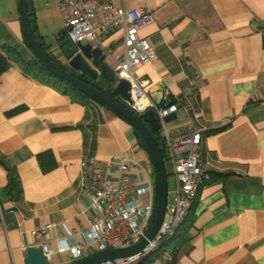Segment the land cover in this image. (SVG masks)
<instances>
[{
    "label": "crops",
    "instance_id": "crops-1",
    "mask_svg": "<svg viewBox=\"0 0 264 264\" xmlns=\"http://www.w3.org/2000/svg\"><path fill=\"white\" fill-rule=\"evenodd\" d=\"M18 2L0 0V46L29 60ZM115 2L153 16L141 34L155 59L134 78L147 82L151 99L189 106L187 114L177 110L169 129L192 125L202 133L210 180L185 218L193 214L190 238L175 264H264V0ZM91 45L121 53L122 31ZM0 154L16 168L21 187L20 199L10 200L0 164V264H25L28 248L45 245L54 252L50 264L70 262L56 250L82 242L92 217L80 194L83 156H93L101 174L120 156L151 167L130 124L89 98L80 102L26 77L17 66L0 76ZM47 225L45 238L33 234Z\"/></svg>",
    "mask_w": 264,
    "mask_h": 264
},
{
    "label": "built area",
    "instance_id": "built-area-1",
    "mask_svg": "<svg viewBox=\"0 0 264 264\" xmlns=\"http://www.w3.org/2000/svg\"><path fill=\"white\" fill-rule=\"evenodd\" d=\"M64 15V32L73 43L97 44L100 37L121 30L123 51H105L111 56L115 76L130 85V101L125 104L135 113L155 109L159 133L169 175L175 181L174 200L169 205L154 237L134 255L103 261L99 264H140L171 240L186 217L201 186L210 180L200 152L201 131L190 125L185 130L169 129L164 117L189 106L173 102L167 107L156 106L144 90L146 81H138L133 72L155 59V52L141 30L153 22L148 9H126L115 0H57ZM105 50V49H104ZM164 159V158H163ZM106 173L94 170L95 158L85 155L81 160L80 194L89 199L92 217L83 231V241L59 246L56 252L67 255L70 262L86 254L108 247L124 248L146 236L154 205L153 170L137 160L117 157ZM165 162V161H164ZM51 225L36 229L33 234L45 238ZM67 233L70 232L67 230ZM45 254L54 252L44 246Z\"/></svg>",
    "mask_w": 264,
    "mask_h": 264
},
{
    "label": "water",
    "instance_id": "water-1",
    "mask_svg": "<svg viewBox=\"0 0 264 264\" xmlns=\"http://www.w3.org/2000/svg\"><path fill=\"white\" fill-rule=\"evenodd\" d=\"M18 8L25 40L31 54L43 64L48 73L68 83L76 91L130 124L137 143L146 152L153 170L154 205L146 236L130 246L108 247L65 264H99L134 255L154 237L167 211L169 166L164 162L162 148L157 140L159 120L155 116V109L149 108L137 114L125 104L124 101H130L131 98L130 85L124 79H116L115 71L109 64V57L104 49L93 47L90 43H73L67 36L64 37V32L60 33L58 38L62 39L55 47L48 48L37 32L32 0H19ZM162 98V96L159 99L152 96L153 102L158 107H167L173 103L171 99L162 102ZM175 118L176 113L171 112L164 117V121L169 122ZM25 264H49L44 248L42 246L28 248Z\"/></svg>",
    "mask_w": 264,
    "mask_h": 264
},
{
    "label": "trees",
    "instance_id": "trees-1",
    "mask_svg": "<svg viewBox=\"0 0 264 264\" xmlns=\"http://www.w3.org/2000/svg\"><path fill=\"white\" fill-rule=\"evenodd\" d=\"M12 66H17L19 70L26 77L35 79L36 81L40 83L48 84L55 90L61 92L62 94H65V95L67 94L72 99H75V100L79 99L80 102L82 101L85 102L88 99L85 95L76 91V89L71 87L68 83L62 80H59L55 76L48 73L45 70V67L43 66V64L35 56H32L29 60H24L22 56L20 55V53L15 48H12V47L5 48V47L0 46V76ZM169 99H171L174 103L176 102L172 98H169ZM17 111L18 109H14L8 112V114H13ZM156 135H157L158 144L163 149V141L160 140L159 132ZM162 155H163L165 164H167L163 150H162ZM0 164L4 167L5 172H6L7 184L5 186V193L10 200L18 201L21 197V187H20V182H19L16 168L12 166L3 156H1V154H0ZM169 174L170 172L167 171V176ZM192 205H193V202L190 208L192 207ZM190 215L191 216L189 217V219H186L185 221V218L187 217L186 215L182 224L178 228L177 232L174 234L173 238L162 246L164 247L169 242L173 243L171 248H168L162 254L163 256L160 259V261H163L164 264H175L179 249L190 238L189 234L187 233V229L189 225L192 224L193 214L190 213ZM174 238H176L175 241H174ZM159 250H157L156 252H158ZM146 260L147 258L143 260L140 264H152V263H148Z\"/></svg>",
    "mask_w": 264,
    "mask_h": 264
},
{
    "label": "rangeland",
    "instance_id": "rangeland-1",
    "mask_svg": "<svg viewBox=\"0 0 264 264\" xmlns=\"http://www.w3.org/2000/svg\"><path fill=\"white\" fill-rule=\"evenodd\" d=\"M34 8V16L36 19V26L38 34L43 38L44 42L51 47H55L59 34L64 30V15L60 9V6L57 0H32ZM117 32L113 36H117ZM103 46H105L103 44ZM160 136V133H159ZM161 140V136H160ZM148 168V165L145 164ZM150 166V165H149ZM152 169V167H149ZM168 183V194L167 201L170 205L174 200L175 194V181L172 175L167 177ZM176 238H174L175 241ZM173 243L169 242L164 247H162L158 252L152 254L147 258L148 263L152 264H164L163 261H160L162 254L168 249L171 248Z\"/></svg>",
    "mask_w": 264,
    "mask_h": 264
},
{
    "label": "flooded vegetation",
    "instance_id": "flooded-vegetation-1",
    "mask_svg": "<svg viewBox=\"0 0 264 264\" xmlns=\"http://www.w3.org/2000/svg\"><path fill=\"white\" fill-rule=\"evenodd\" d=\"M62 32H64V31H62ZM64 37H66L65 32H64ZM60 39H62V38H58L57 40L59 41ZM58 41H57V42H58ZM45 44H46V43H45ZM46 46H47L48 48H50L49 45L46 44ZM115 77H116V76H115ZM86 78H87V77H86ZM87 79L90 80V78H87ZM116 79H117V77H116Z\"/></svg>",
    "mask_w": 264,
    "mask_h": 264
}]
</instances>
